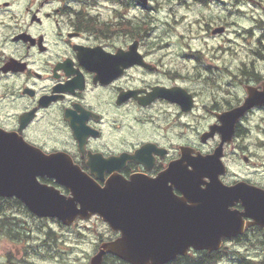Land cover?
Segmentation results:
<instances>
[{"label": "flooded vegetation", "instance_id": "af4514ba", "mask_svg": "<svg viewBox=\"0 0 264 264\" xmlns=\"http://www.w3.org/2000/svg\"><path fill=\"white\" fill-rule=\"evenodd\" d=\"M193 1L207 14L199 29L210 46L187 55L193 65L183 71L167 66L149 39L153 0H0V130L44 156L59 154L101 189L144 181L177 199L184 166L202 190L217 178L242 195L229 207L242 232L222 238L218 251L190 254L220 251L222 262L238 258L223 254L231 246L264 247V227L255 224L264 218V0ZM233 14L242 15L234 64L226 44ZM37 179L71 193L54 178ZM12 199L19 210L6 207ZM1 204L0 218L12 212L48 229H93V254L120 236L96 214L66 226L14 197Z\"/></svg>", "mask_w": 264, "mask_h": 264}, {"label": "water", "instance_id": "95a60500", "mask_svg": "<svg viewBox=\"0 0 264 264\" xmlns=\"http://www.w3.org/2000/svg\"><path fill=\"white\" fill-rule=\"evenodd\" d=\"M134 55L141 63L137 50ZM59 156H44L17 135L0 130V201L14 197L33 215L56 218L66 226L77 218L100 216L120 236L102 243L90 264H101L105 254L129 264H165L191 248L217 250L222 238L242 232V221L229 209L234 200L242 203V195L235 196L234 189L217 178L202 190L184 166L182 198L177 199L154 194L164 188L144 181L124 186L113 182L101 189ZM44 176L54 178L70 195L39 182L37 178ZM255 224L264 227V218Z\"/></svg>", "mask_w": 264, "mask_h": 264}, {"label": "rangeland", "instance_id": "374dc122", "mask_svg": "<svg viewBox=\"0 0 264 264\" xmlns=\"http://www.w3.org/2000/svg\"><path fill=\"white\" fill-rule=\"evenodd\" d=\"M152 8L153 11L149 15L151 17L150 30L152 31L149 39L153 40L155 47H162L159 50L161 53L158 55H165L164 61L173 63V65H167L169 67H180L183 71L185 68H191L193 60L188 58L187 55L190 56L195 51H206L205 47L210 46L208 45L210 41L205 38L199 29L202 17H207V14L196 6L193 0H153ZM240 8L242 9V5H240ZM135 13L137 18L140 17V12L135 11ZM231 23H235V26H231L228 36L230 42L226 44L232 48L229 58H234L228 60V62L234 64L242 56V35L235 33V30L238 31L242 28V15L233 14ZM6 207H9V205H6ZM16 216L18 219H22V222H26V225L21 222L20 226L24 229L27 227L32 229L29 233L30 236L35 237L40 230L48 229V227L45 228L46 221H33L31 218H26L25 215L18 213H16ZM49 224L51 225L49 226L51 231L58 236L61 235L59 249L68 251L72 253L71 255L65 256L64 260L54 257L49 258L47 255L34 258L32 256H37L36 252L41 248L36 238L27 240L28 245H26L24 241L11 242L4 233H0V262L6 264L4 262V260H8L6 255L11 254V260L15 264H87L89 260L86 259L88 257L86 255L91 254L94 249V246L87 240H94L93 229H87L84 226L66 230L56 224ZM86 226L89 227L88 224ZM104 230H106L105 227ZM237 250L243 252L249 258H254L257 252L262 251L258 245H250L247 248L238 246ZM47 253L51 252L47 251ZM222 264L237 263L228 261L226 263L222 262Z\"/></svg>", "mask_w": 264, "mask_h": 264}, {"label": "trees", "instance_id": "16d2710c", "mask_svg": "<svg viewBox=\"0 0 264 264\" xmlns=\"http://www.w3.org/2000/svg\"><path fill=\"white\" fill-rule=\"evenodd\" d=\"M3 207V204L0 205V209ZM21 207L20 203L15 199H12V203L9 204V209L11 210H19ZM8 208V207H7ZM8 212V211H7ZM21 223L17 220L16 214L6 213L2 218H0V233H4L5 236H9L10 238L17 239L18 237L22 236V241L25 243L28 240V233L31 231L29 228H23L20 226ZM40 230V229H39ZM40 238L39 246L41 247L38 252H36V258H41L44 255H47L49 258L54 257L56 259L64 260L65 256H69L72 253L68 251L60 250L59 240H61V235H56L50 229L40 230L38 235ZM53 248V250H52ZM45 249V250H44ZM51 252L47 253L46 252ZM225 255L230 254H238V258L236 260H229V262H235L237 264H264V247H262L261 252H257L254 258L246 257L242 255L240 251H223ZM218 253H211V254H204L202 258L195 256L194 254H188L187 256H179L176 259L172 260L169 264H222L220 261L217 260ZM8 260H4L6 264H15L11 260V254H7ZM0 264H3L0 262ZM102 264H127L111 255H108L104 258Z\"/></svg>", "mask_w": 264, "mask_h": 264}]
</instances>
